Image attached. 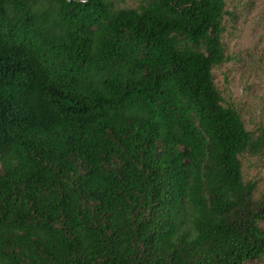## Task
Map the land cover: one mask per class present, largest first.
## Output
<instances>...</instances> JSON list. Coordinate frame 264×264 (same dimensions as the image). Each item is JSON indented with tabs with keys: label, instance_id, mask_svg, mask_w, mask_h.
I'll use <instances>...</instances> for the list:
<instances>
[{
	"label": "trees",
	"instance_id": "obj_1",
	"mask_svg": "<svg viewBox=\"0 0 264 264\" xmlns=\"http://www.w3.org/2000/svg\"><path fill=\"white\" fill-rule=\"evenodd\" d=\"M224 8L0 0V264H264Z\"/></svg>",
	"mask_w": 264,
	"mask_h": 264
},
{
	"label": "rangeland",
	"instance_id": "obj_2",
	"mask_svg": "<svg viewBox=\"0 0 264 264\" xmlns=\"http://www.w3.org/2000/svg\"><path fill=\"white\" fill-rule=\"evenodd\" d=\"M134 7L139 0H112ZM221 42L229 58L212 69L213 82L224 106H232L253 137L264 132V0H224ZM244 181L255 184L254 196L264 192V155L240 156Z\"/></svg>",
	"mask_w": 264,
	"mask_h": 264
}]
</instances>
